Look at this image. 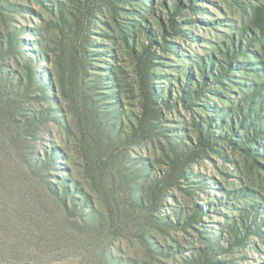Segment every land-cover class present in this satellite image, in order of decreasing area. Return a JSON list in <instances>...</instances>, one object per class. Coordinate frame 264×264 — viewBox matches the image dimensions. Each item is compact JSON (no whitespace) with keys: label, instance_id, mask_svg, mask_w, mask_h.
Listing matches in <instances>:
<instances>
[{"label":"rangeland","instance_id":"374dc122","mask_svg":"<svg viewBox=\"0 0 264 264\" xmlns=\"http://www.w3.org/2000/svg\"><path fill=\"white\" fill-rule=\"evenodd\" d=\"M79 1L82 13L97 10L91 31L59 21L55 0H0V133L7 146L1 165L3 174L14 180L16 193L0 223V264H264L263 217L252 210L257 203L264 205V155L243 148L264 146V132L255 134L253 125L238 126L239 136L251 132L257 141L239 145L212 136L211 145L204 146L197 126L205 128L218 109L231 108L252 94L254 84L264 83V71L230 70L231 80L210 81L200 89L193 108L178 100L177 93L185 83L190 86L186 69L201 77V58L213 54L230 61L219 52L221 43L243 29L256 38L251 43L242 38L249 45L247 56L242 50L233 62L264 63L258 27L264 28V0H193L194 7L182 0L180 8L179 0L150 2L156 16L150 11L142 15L158 40L152 47L154 87L162 97L172 89L173 100L171 105L161 100L162 122L151 124L152 129L134 134L127 127L128 135L118 138L111 132L115 90L107 76L115 62L125 110L137 114L142 103L135 60L120 29L124 16L138 18L142 3L121 2L123 10L115 21L112 3L70 0V8ZM178 8L182 33L175 34L170 18ZM103 15L109 26L103 24ZM141 32L138 36L149 44ZM40 41L42 47H36ZM112 48L114 60L105 54ZM36 51L48 53L36 70L44 78L49 101L44 92L17 93L4 76L23 72L21 58ZM49 107L59 111L58 117L35 116ZM181 141L200 150L185 158V176L180 175L182 161L175 151ZM144 168L155 179H147ZM63 178H73L79 188L68 208L62 194L47 188L52 181L61 190ZM75 196L88 202L80 211L73 208ZM245 209L252 218L258 216L257 231L233 235L227 248L222 234L234 220L243 224ZM179 211L190 217L187 225L161 221ZM160 246L175 251L156 250Z\"/></svg>","mask_w":264,"mask_h":264},{"label":"trees","instance_id":"16d2710c","mask_svg":"<svg viewBox=\"0 0 264 264\" xmlns=\"http://www.w3.org/2000/svg\"><path fill=\"white\" fill-rule=\"evenodd\" d=\"M132 1H139L142 3V7L138 10V18L134 17V19L126 18L124 16L122 19L124 20L121 23V34H122V41L124 42L126 48L128 49V52L130 55L134 57L135 60V77H136V84L139 90V100L141 101L142 105L139 109V112L137 114H134V112H127L125 110V104H124V95L120 91V84H119V67L115 64V62L112 63V69L109 70L107 79L108 82L111 83L114 86V93H112V105L114 106L113 113V122L110 123L111 125V132L114 134H117L116 138L122 137L124 134L128 135L129 130L125 133V128H129L131 132L136 134L137 132H147V130L150 128L152 129L153 126H150L151 124L159 121L163 117V112L161 111V100L166 103L167 105L172 104V89L167 91V95L162 97L161 94L157 92V90L154 87V73H153V65L155 64V53L153 50V45L158 44L157 36L154 34L153 30L150 28L149 20L147 17H145L143 12L150 11L156 16V10H154L153 6H150V2L153 4L156 0H105V3H112L113 7L117 8L116 16L114 17L115 21L119 20L118 13L122 11L123 9L120 6V3L124 2H132ZM162 3L164 5H168L166 0H162ZM190 3L192 4V7H194L195 3L193 0H190ZM70 0H55L54 2V10L56 15L58 16L59 21H63L65 24H70L71 26H75L76 28H79L80 26L85 28L86 30L89 28V30L92 28V21L93 18L96 15L95 9L88 12V14L82 13V3L79 1L75 4L74 7L70 8ZM155 5V3H154ZM183 5L182 0H179L178 6L179 8ZM175 9V14L171 16V27L174 30V33H180L181 32V24L182 22L177 21L176 17L182 12L180 10ZM102 9V8H100ZM102 12V10H100ZM131 13L135 12V10H130ZM103 14V12H102ZM129 17V16H128ZM162 17V16H161ZM102 19L103 24L105 23L107 26H109V22L104 18H106L105 15L100 16ZM100 21V23H102ZM260 27L262 40L264 41V28L262 26ZM91 31V30H90ZM138 31H142L143 33H146L149 37V44H146L144 40H142V37L138 36ZM141 32V33H142ZM140 33V32H139ZM182 33V32H181ZM104 35H107L106 33ZM245 36V37H244ZM242 38L247 39L248 43H251L253 39L256 38V34L252 31H249V33L245 32V29L239 32L237 35L229 36L228 39H230V42L223 41L221 43L222 48H219V52L226 56V58L230 59V61L224 60V59H215L213 54H208L206 58H201V61L198 63V69L201 73V77L197 79L196 75L189 71V69L185 70V76L186 79H190V86L189 84L185 83L183 87H181L179 90H177V93L181 96L182 102L185 104L188 108H193L192 100L193 97L200 93L203 87L206 85V83L210 81H216L220 82L224 78H229V72L232 69H235L237 67L243 68V69H251L256 72H263L264 71V63L262 61L253 62V61H247V62H238L234 63V55L238 52H243L244 55L247 56V51L249 50V45H244ZM114 39V38H113ZM262 41L263 48H264V42ZM166 46L169 45V42L164 40ZM89 43V42H88ZM36 47H42L41 41L37 44ZM137 47H141L142 50L139 51ZM243 50V51H242ZM255 53V52H254ZM106 56L112 58V60L116 59L115 55V49H109L105 52ZM41 59H48V53L41 51L33 52L32 55L29 56H23L21 60L25 62V68L23 72L19 71L17 72H6L4 74L6 81L9 83L10 86L15 87L17 93L21 94L22 92L29 93L31 91H39L44 92L46 95V99L49 101L50 96L47 95L48 88L46 87L44 83V78L39 77V71L36 70L37 65L41 64ZM201 78V79H200ZM231 80V79H230ZM242 83V82H239ZM246 85H253L248 84L247 82H244ZM254 90L253 93L250 95H246L242 100H239L238 103L234 104L231 108L227 109H218L217 115L213 118H209V121L207 122V126L204 128L203 125H198V130L201 136V144H209L211 145V140H213L211 137H227L230 138V140L236 144L241 143H252L254 140L257 141L255 135H253L251 132H247L246 134H243L241 136L238 135V129L239 127H247L248 125H253V130L255 134H261L264 132V95L262 92L264 91V83L257 85L254 84ZM53 88L50 89V91ZM201 89V90H200ZM210 91V90H209ZM198 96V95H197ZM108 97H111L108 94ZM59 111H57L55 108L49 107V109L46 110V112H36L35 116L42 119L44 115H48L50 117H53L54 119L58 117ZM132 116V117H131ZM128 123H127V122ZM257 121L259 123H257ZM162 122V120H161ZM248 124V125H247ZM239 126V127H238ZM241 129V128H240ZM110 130V129H109ZM179 137V136H178ZM235 137V138H233ZM6 139L1 133H0V223H2V220L5 218L3 215L5 214L7 206L12 201V195L14 196L15 193V182L14 180L8 176L7 174H3L2 171V159L1 156L3 155V150L7 148L6 146ZM202 146V145H201ZM205 146V145H204ZM199 146L193 145V143H183L182 141L178 144H175V151H176V159L182 161V165L179 166L178 170L181 173V176H185V171L187 169V163L185 158L188 156L193 155V153H199ZM246 148L249 152H254L255 155L260 156L264 155V146H260L258 144L257 148L243 147ZM179 155L181 157H179ZM151 167V166H150ZM149 168V167H148ZM144 171H147L148 169L144 168ZM183 173V174H182ZM147 179H155L154 174L148 170V173L146 174ZM61 190L59 189L58 185L53 183L52 181L47 182V188L48 190H52L56 195H60L63 197L62 202L65 206V208L69 207L70 203V197L74 195V192L77 191L79 188L76 184V181L72 178H66L62 179L61 184ZM27 187V186H26ZM27 190V189H26ZM28 192H25L24 195H27ZM232 193H228V197H230ZM227 197V198H228ZM223 200V198H221ZM24 201H31L30 198L24 197ZM79 198L75 196V199H73V208L80 211L83 207L87 205V200L80 201ZM38 203V201L36 202ZM199 206V205H198ZM204 208V207H199ZM203 210V209H202ZM252 210L254 213L259 214V218L262 215L263 217V223H264V205L256 204L254 207H252ZM182 211H179L178 214H175L174 217H162L161 221L165 224H173L176 225L184 224L187 225L191 219L188 216V214L181 213ZM243 217L239 218L242 220L241 225L238 224L236 220H234L228 227H230V230L228 232H224L227 234V236L222 234L225 243H227V248H230L232 246V239L233 235L238 234L239 236H245L247 232L250 231H257L256 228L259 225L258 216H255L252 218V215L248 209L244 210ZM23 214V213H22ZM242 215V214H241ZM246 218V220H245ZM194 219V217L192 218ZM262 220V218H260ZM246 221V222H245ZM245 222V223H244ZM240 227H244L246 230V233L243 234L240 231ZM244 239V237H241ZM220 244V243H219ZM213 245H218L216 243H212L211 247ZM221 247H225L224 245L220 244ZM158 251H166L168 253L175 251V248L171 247H159L156 249ZM215 250H212L211 255L213 254ZM189 258V257H187Z\"/></svg>","mask_w":264,"mask_h":264}]
</instances>
